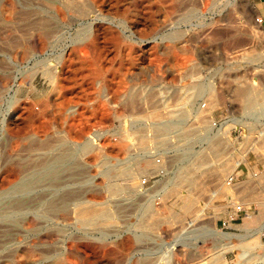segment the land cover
Instances as JSON below:
<instances>
[{"label":"bare ground","instance_id":"obj_1","mask_svg":"<svg viewBox=\"0 0 264 264\" xmlns=\"http://www.w3.org/2000/svg\"><path fill=\"white\" fill-rule=\"evenodd\" d=\"M18 1L3 0L4 3L0 4V19L15 23L11 32L3 30L0 35V68H5L8 63L15 67L10 80L0 79V98H5L4 101L9 104L2 113L0 111V215L54 216L68 213V202L72 200L81 224L106 222L111 219V212L105 208L103 200L95 197L81 199L77 196L84 182L77 186L73 180L75 169L69 165L77 153L95 154L91 159L99 167L101 155L112 157L118 160L115 170H121L120 174L135 176L132 164L138 165L139 160L145 161L147 165L166 164L159 155V158L155 157L154 150L194 152L189 164L197 165L203 147L209 150L221 148L222 139L216 134H209L214 126L211 109L221 95L215 91L214 82L207 83L206 80L205 83L195 76L200 63L194 56L195 48L192 45L183 47L189 55L181 57L176 53L180 46L174 41L183 38L188 26L193 32L199 25V20L196 22L195 19L205 16L219 4L233 6L234 16L238 17L236 12L247 0H60L67 11L61 5L54 6L51 12L54 20L43 16L34 17L42 11L17 7ZM232 15V12L227 14L229 22H234ZM27 18L30 20L26 21ZM258 21L262 20L259 18ZM245 22H238L240 32H243ZM251 32L264 35V30H258L255 26H252ZM164 40H168V43H159ZM109 52L112 53L110 58ZM147 52L151 57L144 59L143 55ZM245 56L244 51L242 57ZM252 57L253 61L260 58L257 54ZM136 66L141 67L140 71L134 69ZM165 66L169 74L162 76ZM261 69H256L251 78L242 76L240 85L233 89L243 113L254 114L257 118L264 113V107L259 104L264 96ZM104 72L111 74L107 76ZM176 74L179 75L178 79ZM40 77L44 78L47 86H54L60 97L54 103L55 111L61 116L58 124L48 122L45 110L40 111L34 105L38 94H45ZM160 78L167 79L169 85L166 88L158 87ZM134 79L140 82L130 84ZM119 81L121 84L117 86L116 82ZM89 83H97L102 87H93L87 94L68 95L70 85L84 88ZM102 97L108 102H115V106V100L122 99L124 109H117L116 115L131 113L130 131L125 143L121 144L125 150L128 147L136 149L137 154L135 157L131 155L125 162L120 160L123 149L118 148L119 145L116 146L117 143L108 137V134L117 132L100 128L104 118L91 117L89 123L84 124V115L87 113L85 105L89 104L96 114L105 112L107 104L100 100ZM170 97L182 103L178 114H157L159 109L155 106L156 101L162 102ZM140 98L154 102L151 113L139 114L134 110ZM48 102L51 100L42 102L43 106ZM72 107L75 116L70 118L67 113ZM190 115L196 125L188 128L185 121ZM171 137H177V140ZM133 139L134 144L129 143ZM199 146L201 148L197 150ZM122 162V166H118ZM185 171L180 176L188 179L191 170ZM100 174L104 178H111V170H104ZM230 176L220 186L221 192H227L229 185H233L229 181ZM107 186L110 193H117L123 188L114 182L107 183ZM229 194L232 195L229 202L237 200L236 195ZM255 198L260 205H264V199L250 196V199ZM240 202L245 205L248 198L244 197Z\"/></svg>","mask_w":264,"mask_h":264},{"label":"rangeland","instance_id":"obj_2","mask_svg":"<svg viewBox=\"0 0 264 264\" xmlns=\"http://www.w3.org/2000/svg\"><path fill=\"white\" fill-rule=\"evenodd\" d=\"M2 1L0 0V4L4 3ZM20 1L16 3L17 7H24L25 10L40 9L42 12L34 15L38 18L43 16L54 20L51 12L53 7L58 5L67 11L60 0ZM232 9L231 5L227 7L219 4L205 14L207 18L203 16L204 19H195L196 22L199 20V25L193 32L189 26H185L183 38L174 41L180 46L176 53L181 57L189 55L183 47L192 45L195 48L194 56L198 58L197 62H200L195 76H199L204 82L207 80V83L214 82L215 91L221 95L220 100L211 109L214 126L209 130L210 135L216 134L222 139L221 148L209 150L203 147L200 150L203 145L200 144L197 148L200 150L197 165L189 164L194 152L184 153L176 149L154 150L155 157L160 156L166 164L147 165L145 161L139 160L138 165L132 164L135 176L120 174L121 170H115L118 160H113L112 157L104 158L101 155L98 159L99 167L91 159L95 154L77 153L73 162L69 163L76 172L73 180L77 186L81 185L80 182H84L85 187L88 186H82L77 196L81 199L95 197L103 200L105 208L111 212V219L97 224H81L80 217L73 209L72 200L68 202V213L62 212L54 216L18 214L15 215L18 217L16 218L0 215V264H264V211L261 208L264 205H260L256 198L250 199L252 195L264 199V113L260 118L254 114H244L240 100L233 91L240 85L242 76L251 78L256 69L261 68L264 75V35H254L251 32L252 26L264 30V23L258 21V13L251 0H247L239 12H236L238 17L234 16ZM231 12L234 22H229L227 17ZM29 20L27 18L26 21ZM242 20L246 22L243 32H240L238 22ZM14 27L15 23L12 21L5 22L0 19V35L3 30L11 32ZM244 51L246 56L242 57ZM256 54L260 58L253 61L252 56ZM111 56L112 53L109 52V58ZM149 57V52L143 55L144 59ZM140 68L136 66L134 69L140 71ZM13 72L14 65L8 63L5 68H0V79L10 80ZM162 73V76L169 74L166 66ZM110 74L111 72H104V75ZM175 77L178 79L179 75L176 74ZM165 78H160L158 87L163 89L169 85ZM25 80L28 81L29 78ZM40 82L45 94H38L34 105L40 108V111L45 110L48 122L58 124L61 116L55 111L54 103L59 101L60 97L54 86L46 85L44 78L40 77ZM132 82L140 80L134 79L129 83ZM116 84L120 86L121 82ZM99 86L102 87L97 83H89L81 88L72 84L68 88V95L74 97L77 93L87 94L93 87ZM4 99L0 98L1 113L9 105ZM46 99L51 102L43 106L42 102ZM100 100L108 105H105L107 111L99 115L93 112L89 104L85 105L87 115L83 116L86 121L84 124H88L91 117L104 118L100 128L116 131V134L110 133L108 137L117 143L116 146L119 145L118 148L123 149L122 144L130 131L131 113L129 111L125 115H116L117 109H124L122 99L115 100L116 106L115 102H108L104 97ZM27 101L31 102L30 99ZM259 102L261 107H264V96ZM155 104L159 109L157 114L168 116L178 114L182 107V103L173 97L162 102L156 101ZM153 105L152 100L140 98L137 99L134 110L139 114H149ZM73 112L72 107L67 113L68 117H74ZM192 118L190 115L186 119V127L196 125ZM171 139L177 140V137ZM134 141L135 139L130 140L129 143L134 144ZM123 150L121 154L124 156L121 155L120 160L124 162L129 160L131 155L135 157L137 154L136 149L131 147ZM122 164L123 162L118 166ZM186 169L191 170L188 179L180 176ZM104 170H111L110 179L100 174ZM229 175V181L233 185L228 184V191L221 192L220 186ZM106 182L119 183L124 189L110 193L107 191ZM236 190L240 191L239 194L247 196L248 202L244 205L247 212L236 210L235 206L241 203L240 199L229 202L232 196L229 192L235 195ZM77 196L74 198H78ZM248 214L256 219L255 222L248 218ZM230 218H234L233 227H224V220Z\"/></svg>","mask_w":264,"mask_h":264},{"label":"crops","instance_id":"obj_3","mask_svg":"<svg viewBox=\"0 0 264 264\" xmlns=\"http://www.w3.org/2000/svg\"><path fill=\"white\" fill-rule=\"evenodd\" d=\"M253 3H254V5H255V7H256V10H257V13H258V16H259V18L262 20V22L264 23V0H251ZM240 193V191H238V190H236V193H235V195L237 196V200L238 199H240V201L242 200V199H244V197H247L245 194H239ZM241 196V197H240ZM249 205V204H248ZM262 209H263V211H264V207H261ZM264 213V212H263ZM248 218H250V220L252 221V222H255L254 221V219L255 218H253V216L251 215V214H248ZM256 220V219H255ZM259 232H261V231H259ZM263 232V231H262Z\"/></svg>","mask_w":264,"mask_h":264},{"label":"built area","instance_id":"obj_4","mask_svg":"<svg viewBox=\"0 0 264 264\" xmlns=\"http://www.w3.org/2000/svg\"><path fill=\"white\" fill-rule=\"evenodd\" d=\"M231 179H233V177ZM235 208L239 212H247L248 211L246 209V207L244 205H242V204H238L237 206H235ZM233 220H234V218H230V219L224 220V222H223L224 227H226V228L233 227L232 226Z\"/></svg>","mask_w":264,"mask_h":264}]
</instances>
